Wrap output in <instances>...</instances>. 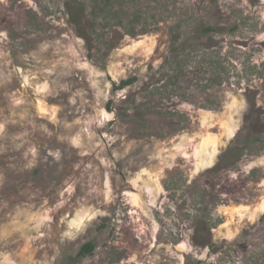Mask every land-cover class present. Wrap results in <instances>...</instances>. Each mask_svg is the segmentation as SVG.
Listing matches in <instances>:
<instances>
[{
    "label": "rangeland",
    "instance_id": "1",
    "mask_svg": "<svg viewBox=\"0 0 264 264\" xmlns=\"http://www.w3.org/2000/svg\"><path fill=\"white\" fill-rule=\"evenodd\" d=\"M0 264H264V0H0Z\"/></svg>",
    "mask_w": 264,
    "mask_h": 264
},
{
    "label": "trees",
    "instance_id": "2",
    "mask_svg": "<svg viewBox=\"0 0 264 264\" xmlns=\"http://www.w3.org/2000/svg\"><path fill=\"white\" fill-rule=\"evenodd\" d=\"M82 8H83V5H81V4H78L77 5V11L78 12H76V16H75V19H74V22L75 23H79L81 21V18H82V16H81V14H82L81 10H82ZM204 31L211 32V31H216V30L213 27H209V28H207ZM128 33H130V35H135L134 29L133 30H129ZM136 82H137V77H132V78H129V79H126V80H122L120 82V84L116 86L115 89L117 91L123 90V89L127 88L128 86L135 84ZM108 107H109V105H108ZM243 153L244 152L242 150H240L238 152L237 158H241L243 156ZM220 223H221V221L219 219L217 221H215V223H212L211 220H210V218H208V220H207V224L209 225L208 228H210V229H212V228L214 229ZM95 248H96V245L93 242H87V243H85L80 248V250H79V252L77 254V258L78 259H83V258H86L87 256L92 255L94 253Z\"/></svg>",
    "mask_w": 264,
    "mask_h": 264
}]
</instances>
